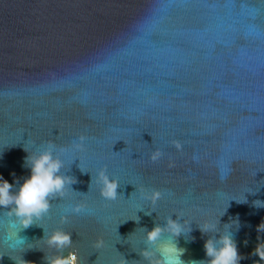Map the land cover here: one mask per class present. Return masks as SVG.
Instances as JSON below:
<instances>
[{"label":"water","instance_id":"1","mask_svg":"<svg viewBox=\"0 0 264 264\" xmlns=\"http://www.w3.org/2000/svg\"><path fill=\"white\" fill-rule=\"evenodd\" d=\"M49 140L76 183L18 232L21 253L3 243L18 227L0 207V264H47L55 229L79 264H148L145 229L177 215L191 231L158 243L173 240L183 264L206 261L205 241L225 230L239 264H264L252 255L264 241V0H0V177L13 191ZM101 168L119 181L115 201L100 196ZM153 189L155 206L141 196ZM205 220L219 232H201Z\"/></svg>","mask_w":264,"mask_h":264},{"label":"clouds","instance_id":"2","mask_svg":"<svg viewBox=\"0 0 264 264\" xmlns=\"http://www.w3.org/2000/svg\"><path fill=\"white\" fill-rule=\"evenodd\" d=\"M85 137H78V142H74L72 147L75 150H83ZM175 147L179 149V142H173ZM47 146L43 150L31 153L26 157V166L31 169V175L24 178L23 183L18 189L13 191V184L0 177V207L7 208L6 212L9 225L17 226L18 230L14 234V238H7L3 241L6 248L12 252H23L25 250L26 238L18 236V232L23 228H28L39 220H42L51 208L50 201L56 197H65L68 193L70 185L76 183V180L64 175L61 169L64 167V161L59 155H54L56 144L49 140ZM61 152L66 151L64 147L60 148ZM163 153L160 149H155L151 154L153 161L158 160ZM83 172V170L81 169ZM13 175H15L13 173ZM18 182V181H17ZM96 183L100 186V196L107 201H115L119 198L117 189L119 187L118 179L110 177L107 174L106 168H101L96 174ZM141 196L143 199L150 202L152 206L161 198V193L158 190H142ZM256 207H264V202L257 200ZM86 205L77 203L72 212L79 214L85 210ZM150 215L151 212L145 213ZM181 215H177V219L173 220L171 216L166 218V223L162 227L159 224L155 225L150 231L145 229L143 237L145 247L141 249L140 254L148 262V264H163L165 253H175L179 259L182 254V249H178L173 240L181 236L186 231L190 232L189 222L184 220L180 223ZM61 222L66 223L68 217L61 216ZM136 221H139L137 217ZM229 226V225H227ZM201 232H219L217 224L209 220H205L200 226ZM258 232H264V222L257 227ZM168 233L173 240L159 244L161 237ZM44 243L49 249H56L55 254L47 255L45 260L47 264H79L78 254L75 251H70L67 256L63 255V249L71 246V234L62 229H55L50 234L44 237ZM247 241H245V244ZM103 239L98 238L95 243V248L103 247ZM30 248V247H29ZM204 249L208 259L206 261H194L192 264H239V261L244 257L240 256L237 250L236 242L232 237V233L228 230L223 231L219 238H209L204 243ZM252 255L259 257L260 261H264V241L258 243ZM11 257V256H10ZM15 264H27L28 261L22 259L20 255L11 257ZM182 262V261H181ZM183 264V262H182ZM258 264V262H254Z\"/></svg>","mask_w":264,"mask_h":264}]
</instances>
